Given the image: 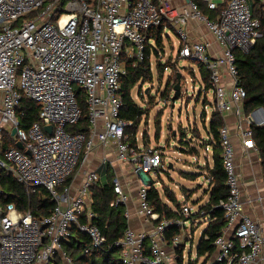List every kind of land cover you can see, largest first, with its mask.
Returning a JSON list of instances; mask_svg holds the SVG:
<instances>
[{"label": "built area", "instance_id": "2783aa9c", "mask_svg": "<svg viewBox=\"0 0 264 264\" xmlns=\"http://www.w3.org/2000/svg\"><path fill=\"white\" fill-rule=\"evenodd\" d=\"M202 1L212 11L223 6L220 15L209 18L193 0L182 9L165 0H0V172L12 174L29 195L46 189L57 203L52 214L41 220L19 212L14 204L0 203V264H75L65 247L73 228L87 234L95 248L103 247L105 236L91 223L95 214L90 188L99 180L98 174L88 173L77 195L72 196L68 187L59 191L79 166L84 148L95 146V139L114 143L118 161L131 165L135 175L160 171L161 149L129 142L126 131L133 123L120 117L119 91L126 74L123 57L143 62L147 42L153 44L148 35L163 22L180 39L179 57L201 64L209 74L214 110L222 116L234 112L244 147H255L252 131L246 127L255 123L260 110L245 112L247 94L239 85L234 51L249 53L254 48L264 35L262 21L254 14V0ZM260 2L264 14V0ZM192 21L213 35L220 54L212 55L209 42L189 34L187 25ZM78 90L86 96L90 137L68 130L82 118ZM25 97L41 106L39 120L27 129L21 127L18 112ZM46 126L53 127L51 133ZM4 132L24 148L4 150ZM220 137L228 196L218 207L226 225L215 241L211 262L253 264L262 255L264 233L257 221L243 213L236 150L226 123ZM114 185L115 204L126 206L129 196L121 180L115 178ZM139 207L146 222L160 220L149 205L146 186L139 191ZM180 215L160 220L150 232L129 227L117 243L122 263L178 264L165 232L171 225L180 226L183 232L175 236L174 244L184 242L190 207L182 206ZM83 216L87 222H82Z\"/></svg>", "mask_w": 264, "mask_h": 264}, {"label": "trees", "instance_id": "16d2710c", "mask_svg": "<svg viewBox=\"0 0 264 264\" xmlns=\"http://www.w3.org/2000/svg\"><path fill=\"white\" fill-rule=\"evenodd\" d=\"M196 1L204 15L211 19H216L220 15L223 6L217 11L209 10L206 3L202 0ZM261 0L253 1L254 14L262 21V33L264 34V14L261 9ZM158 3V0H154ZM167 29L173 30L168 22H163L158 28L151 30L148 39H152L153 43L147 42L145 59L143 62H136L135 59H130L126 56L122 59L123 67L126 74L121 79V88L119 95L123 100V107L120 112V117L126 121L133 123L126 131L129 142L137 145L136 137L139 126L141 125L143 117L146 115V110L140 107L132 97V91L140 81H152L153 73L151 68V57L153 55L159 56V51L162 48L163 37ZM163 52V51H162ZM236 63L239 70V85L246 91L247 97L244 103L246 114L264 108V35L259 38L256 45L249 53H243L239 50L234 51ZM160 71L165 72L167 69L175 70V83L178 82L177 71L178 60L173 61L171 58L165 63L160 61ZM202 81L205 85V90H211L209 82V74L205 71L203 66L199 64ZM188 70V68H185ZM175 76V77H174ZM78 102L82 109V118L78 124L68 127V130L73 133L83 132L85 134L89 131L88 108L86 96L82 91L78 90ZM41 106L37 102L28 98H23L18 108L21 127L29 128L39 120ZM225 120L223 116L214 111L211 117L209 128L207 129L210 143L214 151V167L209 170L210 173V200L200 208L199 212L191 215V219H206L208 220V227L202 233V236L197 245V260L204 259L203 264H224L213 263L211 260L216 251L215 241L222 235L223 228L226 225V219L222 209H219L220 200L228 196V188L226 186V172L223 165L222 144L220 131L224 126ZM160 128V127H159ZM253 137L258 146L264 152V127L252 126ZM3 149L8 150L16 147V142L10 133L4 132ZM187 178H193L190 173H185ZM72 181L70 177L66 183L59 188L63 192ZM0 203L3 206L14 204L17 210L21 213L30 212L34 218L41 220L48 217L55 210L57 203L52 198L49 191L40 188L34 194L28 193L26 187L19 183L12 174L1 171L0 172ZM148 202L154 213L158 214L160 220L162 219H177L181 217L180 212L182 204L178 201L175 193L168 187H163L162 193L154 183L147 186ZM164 198L173 205L172 207L164 200ZM92 198L91 210L95 214L91 223L100 228L105 236V243L101 248H95L92 244L91 238L78 230L73 228L70 241L65 243L66 250L73 257L75 264H123L121 255L122 249L117 243L124 237L125 232L129 228V219L126 216V206L116 205L117 193L114 185V174H110L108 182L105 184L95 183L90 188ZM189 218V219H190ZM188 219V220H189ZM82 222H87V219L81 217ZM156 223H159V221ZM183 230L178 225H171L165 232V241L169 247H172L178 256L177 263L185 264L184 253L186 242L191 241L187 235L182 244L175 245L174 238L182 234ZM192 252V251H191ZM190 252V256L191 253ZM198 261L190 260L188 264H197Z\"/></svg>", "mask_w": 264, "mask_h": 264}, {"label": "rangeland", "instance_id": "374dc122", "mask_svg": "<svg viewBox=\"0 0 264 264\" xmlns=\"http://www.w3.org/2000/svg\"><path fill=\"white\" fill-rule=\"evenodd\" d=\"M179 49V37L175 31L167 29L163 37L162 48L159 51L161 56L153 55L151 57L153 80L140 81L132 91V97L136 103L147 112L139 126L136 141L140 145L161 149L164 162L158 172L159 176L151 172L146 174L147 177L151 179V182H157L156 187L161 192L162 187H168L175 191L180 203L183 202L180 197L182 189L192 190L195 194L192 196L193 193L190 192L186 201L187 205L192 208V213L195 214L208 201V194L205 191L208 189L209 183L202 175V170L207 161L212 164V149L208 150L209 154L206 156V128L209 121L204 118L210 117L215 102L213 91L205 92L202 89V83L199 80V64L182 58L178 60L179 70L177 71V75L180 74L182 77L181 95L178 100L173 101L178 82L175 83L176 79L171 76L175 75L176 71L167 69L161 73L158 61L165 63L170 58L176 59ZM182 67L188 68V70L180 69ZM200 90L202 91L201 95ZM205 98L209 103L205 101ZM184 147L187 148L188 154L182 151L179 154L177 149ZM198 165L200 166L198 167ZM126 166L124 164L122 168H126ZM183 172L198 174V176L196 175L198 178L195 181H189L183 177L185 176L182 174ZM102 178V182L106 183L107 176L104 175ZM129 178L126 182L131 183V187L143 186V183L134 175H129ZM119 179L121 180L120 177ZM162 195L164 198V193ZM164 200L171 207L173 206L170 201L168 202L165 198ZM202 222L196 225L194 247L189 241L186 245L185 264H188L191 259L198 261L197 264L204 263V259L197 260L196 256V246L200 234L208 224L207 220Z\"/></svg>", "mask_w": 264, "mask_h": 264}, {"label": "crops", "instance_id": "0c3cea01", "mask_svg": "<svg viewBox=\"0 0 264 264\" xmlns=\"http://www.w3.org/2000/svg\"><path fill=\"white\" fill-rule=\"evenodd\" d=\"M165 1L170 2L174 8L182 9L184 6H186V3L188 0H165ZM187 30L194 39H197V40L204 39L207 42H209L210 43L209 51L212 55L217 56L218 54L222 52L219 43L213 37V35L206 29L204 25H201L199 23L192 21L188 23ZM179 59L180 57H179V52H178L176 59L174 60L172 59V60L176 61ZM180 69L185 70L184 67ZM199 80L202 83L203 91L206 92L205 85L201 77L200 67H199ZM201 94H202V91L200 90V95ZM205 101H207L206 98H205ZM207 102L209 103V101ZM214 102H215V96H214ZM213 105L215 107V104ZM214 107H212V113L210 117L207 116L206 118H204L209 121V125H210L212 114L214 112ZM223 118L225 120V123L230 128L232 141H233V144L236 150V166H237V171H238L240 183H241V200L243 204V213L253 218L255 221H257L264 233V152L260 149L255 138L253 137V132H252V139L255 142V147L251 149H247L246 147H244L243 137L240 133V129L238 127L237 116L235 115L234 112L224 114ZM255 120L256 121L254 124L248 125L246 128H250L252 131V128H251L252 126H256L260 128L264 127V112L260 110V112L255 115ZM209 125L206 128V133H207V129L209 128ZM90 135H91V131L89 128L87 136L90 137ZM206 141H207V147L205 148V150L207 151L206 156H208L209 154L208 150L212 149V164H210L207 161L206 165L203 167V170H202L203 171L202 175L206 177L209 183L208 189L205 191V193L208 194V201L206 202L207 204L210 200V189H211L209 170L214 167V151H213V146L210 143V138L208 136V133H207ZM95 143H96L95 146L91 150H88L86 148H84L83 150L82 160L79 166L77 167L76 171L72 175V181L70 185L68 186L71 195L74 196L79 193V189L83 185L88 173L95 171L99 176V180L97 181L99 182V184H105V182H102L103 181L102 177L106 175L108 179L109 175L112 173L114 174V179L117 177L121 178L123 188L125 192L127 193V195L129 196V201L126 205V209H127L126 213L128 214L129 227L136 229V230L150 232L157 223L156 222H153V223L146 222L145 219L140 215L139 191L142 187H145V186L147 187L151 185L152 183H154L156 186L157 182H154V181L151 182V179H149L147 175H141V176L135 175L133 173L131 165L118 161L116 147L114 143L109 142V143L103 144L99 142L97 139H95ZM177 150L179 151L178 152L179 154L181 151L185 154H188V150L186 147L178 148ZM124 164L127 165L126 168H122V165ZM199 166L200 165H198V167ZM170 167L172 168L171 164H170ZM185 173L187 174V172H183L182 174L185 175ZM155 174L159 176V173L158 174L155 173ZM190 174L193 175L192 179L187 178L186 176H183V177H185V179L189 181L197 180L198 174H194V173H190ZM129 175H134L136 179L140 180L143 183V186L138 185V186H135L134 188L131 187L130 186L131 183L126 182L127 179H130ZM173 192L175 193V191ZM190 192L193 193L192 196L195 194L192 190H188L185 188L182 189V194L180 195V197L183 199V202L181 203L182 206L188 204V202L186 201V197L190 194ZM190 209L192 213V208L190 207ZM199 210L195 214H197ZM195 214L192 213V215H195ZM202 221H206V219L205 218L204 219L203 218L202 219H191L190 218L188 220V228L186 229V233H188L187 237L192 239L191 241H189L192 247H194V233H195V229L197 228L196 225L198 223H203ZM208 224H207V227H208ZM204 230L201 232L200 238ZM196 250H197V246H196ZM253 264H264V248H263L261 257Z\"/></svg>", "mask_w": 264, "mask_h": 264}, {"label": "water", "instance_id": "95a60500", "mask_svg": "<svg viewBox=\"0 0 264 264\" xmlns=\"http://www.w3.org/2000/svg\"><path fill=\"white\" fill-rule=\"evenodd\" d=\"M181 75L179 74L178 75V83H177V85H176V87H175V95H174V97H173V101L175 102L176 100H178L179 99V96L181 95ZM259 110H261V111H264V109L263 108H259ZM45 130L48 132V133H51L52 132V130H53V127L52 126H46L45 127ZM16 133V129H14L13 131H12V135H14ZM19 149H23L24 148V146L22 145V143H20V142H18L17 143V145H16Z\"/></svg>", "mask_w": 264, "mask_h": 264}]
</instances>
